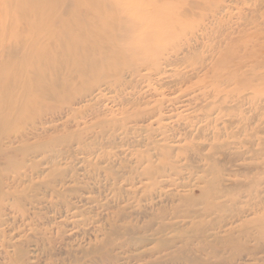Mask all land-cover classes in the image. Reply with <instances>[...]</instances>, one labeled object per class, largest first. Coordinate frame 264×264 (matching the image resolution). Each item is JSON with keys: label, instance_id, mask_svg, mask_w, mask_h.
<instances>
[{"label": "rangeland", "instance_id": "obj_1", "mask_svg": "<svg viewBox=\"0 0 264 264\" xmlns=\"http://www.w3.org/2000/svg\"><path fill=\"white\" fill-rule=\"evenodd\" d=\"M15 2L0 0V12ZM131 3L119 0L112 12L134 20ZM158 6L162 20L153 31L141 11L138 49L124 54V45L116 46L124 57L103 59L105 69L96 71L97 61L80 64L94 76L64 80L69 93L32 99L1 128L0 264H68L71 251L100 242L103 232L97 240L93 232L98 226L114 241L107 254L119 257L106 264H264L261 253L206 248L182 232L197 222L217 229L238 210L212 183L240 186L246 175H264V0H166ZM16 8L1 20L6 26ZM158 54L170 65H149L145 77L131 73L132 61L140 66ZM121 71L124 83L109 87ZM97 73L104 76L101 84ZM57 138L23 159L18 151ZM212 163L220 172L210 170ZM147 165L162 172L144 175ZM24 189L21 200L17 191ZM206 208L212 211L201 214ZM113 228L120 235L110 234ZM177 235L181 241L164 245ZM127 241V249L116 246ZM83 258V264L98 259Z\"/></svg>", "mask_w": 264, "mask_h": 264}, {"label": "bare ground", "instance_id": "obj_2", "mask_svg": "<svg viewBox=\"0 0 264 264\" xmlns=\"http://www.w3.org/2000/svg\"><path fill=\"white\" fill-rule=\"evenodd\" d=\"M2 1L6 4L7 0ZM49 1L16 0V6L8 9L9 11L5 9L2 13L0 12V132L1 128L9 123L12 115L23 114L29 109L27 105L32 99H36V101L56 99L62 94L69 93L65 81L73 82L77 77L89 75L88 78H91L92 73L88 74L85 67H81L80 64H91L93 61H97L100 65H94L95 70H99L101 66L105 69L109 63H105L103 59L119 57L121 54L124 57L123 53L117 55L116 46L124 45L126 50L124 54H129L132 49H138L137 47L140 45L137 44L140 42V37L137 30L144 23V16L150 17V20L144 23L151 29L150 31L157 29L162 20L159 15L162 7H160V11L158 1L166 0H131L134 8L131 14L134 16V20H126L122 15H115L112 12V5L115 6V3L118 5L119 0H53L54 3L50 5ZM2 6L5 8L3 4ZM13 8L16 9L11 15L12 24L6 26L1 20L8 16ZM142 10L145 11L144 16H141L143 15L141 14ZM169 12L171 11L169 10ZM166 16L168 19L170 14H166ZM124 63L128 64L129 62L126 60ZM164 63L170 65L169 60L166 57L162 59L160 54L151 61L145 60L140 66L132 61L130 64L131 73L141 74L142 77H145L146 75L142 74L143 69H148L149 65L155 66V68L160 67ZM156 71H160V69ZM93 74L92 76H94ZM107 74H104L106 78L109 75ZM102 75L97 73L99 84L104 79ZM114 75L115 80L109 87H117L124 83L123 71ZM74 101L69 103L74 104ZM59 139L61 140V138H57L52 142H40L32 146L25 143L18 148V151L22 154L23 159L30 152L45 151ZM67 139L70 138L67 137ZM53 149L54 147L51 151ZM8 161L13 165L17 164L13 158ZM215 165L212 163L210 170L220 172L218 168H215ZM161 172L160 168L154 169L151 165H147L144 175L154 177ZM54 182L47 181L46 185H53ZM242 182L240 186L231 184L223 186L217 182L212 183L213 189L217 190L216 194L228 195L231 198L229 200L239 204L238 210H234L229 219L220 220L222 224L217 229L212 228L213 223L208 226L197 222L190 230L182 228L183 235L191 233L193 236L199 237L206 248L216 245L223 246L230 248L232 250L230 253L238 256L245 254L255 256L258 253L264 255V175H256L251 178L246 175ZM37 188L38 185L28 186V190ZM25 190L27 189L17 191V198L22 200L25 197V192L28 191ZM234 190L237 191L234 192ZM0 196H2L1 191ZM211 211V208H206L201 214ZM249 215L252 217L247 218ZM104 230L100 226L94 229L96 240L103 232L100 242L91 249L71 251L70 261L67 263L83 264L81 261L83 257H93L94 255H97L98 258L95 260V264H106L108 261L119 260L118 256H114L112 253L107 254L108 245L114 241L108 236L109 233L107 239L104 238L106 233ZM110 232H112L110 234L120 235L119 228L110 229ZM183 235L175 236V239L167 241L164 245L172 246L177 240L181 241L180 238ZM209 237L212 239L211 241H208ZM143 241L140 239L136 243ZM189 241L188 239L187 243ZM251 242H255L254 245L251 246ZM128 244L130 245L132 242H119L116 246L124 250L129 247ZM158 251L157 248H153L150 253L155 255ZM79 252L81 254H77ZM4 258H8L7 255ZM22 263L35 264L30 259L23 260ZM65 263L63 262V264ZM46 264L54 263L47 261Z\"/></svg>", "mask_w": 264, "mask_h": 264}]
</instances>
